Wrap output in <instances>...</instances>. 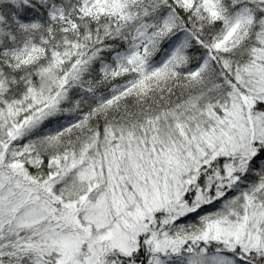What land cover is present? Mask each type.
<instances>
[{"label": "snow or ice", "instance_id": "6c2138e0", "mask_svg": "<svg viewBox=\"0 0 264 264\" xmlns=\"http://www.w3.org/2000/svg\"><path fill=\"white\" fill-rule=\"evenodd\" d=\"M0 264H264V0H0Z\"/></svg>", "mask_w": 264, "mask_h": 264}]
</instances>
